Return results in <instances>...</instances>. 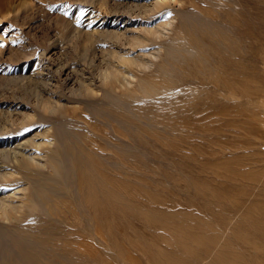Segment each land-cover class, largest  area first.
<instances>
[{
  "label": "rangeland",
  "instance_id": "1",
  "mask_svg": "<svg viewBox=\"0 0 264 264\" xmlns=\"http://www.w3.org/2000/svg\"><path fill=\"white\" fill-rule=\"evenodd\" d=\"M167 1L164 6L153 9L152 4L156 0H0V114L12 112L17 121L19 118V121L23 120V112H39L35 104L36 92L43 86L35 82H27V77L36 76V81L38 77H43L50 83H57L59 80L57 67L63 64L70 67L69 70L73 71L74 76L77 72H83L86 81H93L90 79L97 78L100 63L104 61V64L106 63L107 59L104 58L108 56L107 51L124 48L122 44L119 43V46L114 42L116 31L121 33L127 30L128 34H133L147 27L155 28L161 23L171 22L162 39L164 43L174 41L172 44L175 48L181 49L183 45L191 44L201 51L212 44V38H217L221 42L219 52L215 51L214 54H216L207 58L203 64L201 61L197 64L191 61L194 65L190 66L176 62L180 65L181 71L159 75H153L159 73L156 72L155 66L152 67L155 70L146 71L150 75L159 76L156 78L162 84L163 90L160 94L164 97L158 99L156 105H152L155 96L147 95V114L151 117H147V132L139 131L143 133L142 136L128 135L127 128L123 124L119 125L116 120L110 119L111 121H106L107 124L101 122L102 117H99L97 112L98 106L103 107L104 112L107 108H110L108 111L116 108L115 111L118 113L125 110L121 111L123 108L120 104L119 107H114L109 106L108 100V103L106 101L105 103V99L102 98L103 91L99 89L100 85L97 87L102 94L94 95L96 100L94 96H91L93 99L81 97L82 100L86 99V102H82L81 99L78 102L76 100L68 102L70 107L65 118L71 117V122L70 119L68 120L71 128L87 131L93 138H99L103 145L108 141H104L103 137L109 134L110 137L108 135L105 137L112 140V143L109 142L113 144V148L106 149V153L102 150L99 153L108 158L115 155V160L118 159L116 164L122 165H118L120 168L114 167L115 164L94 165L95 168L102 167L110 177L113 174L116 177L120 198L119 218L118 221L111 220L109 224L106 223L98 229L93 228L97 233L94 230L86 232L88 242L85 250L82 251L86 257L83 264H163L175 258L187 257L185 253H180V244L187 239L186 233L179 230L178 226L186 222L189 225L194 218L190 219L199 210L209 211V209L220 207L222 211L228 212L232 204L243 200H246V206L256 204L257 214L251 222L256 230L264 231V213H262L264 211V22L262 20L264 0ZM183 9L187 10L184 13H188L187 16L190 17L182 16L185 14L179 10ZM180 13L183 14L180 15ZM189 18L192 20H188ZM212 22L213 26L210 24ZM217 29H224V35L211 34L212 30ZM96 33H100L99 36ZM87 42L91 44L88 48ZM232 43L235 44L233 48L230 47ZM153 46H150L149 50ZM97 49L100 50L97 51ZM181 53L185 52L181 51ZM219 54L238 56L240 65L227 66L225 62L218 61ZM165 59L163 47L156 62L168 67L169 62L164 61ZM236 72H242L244 75L242 85L233 86V88L225 87L224 76L227 73L233 76ZM147 73L138 72V75ZM181 74L182 77L187 76V79L181 78ZM162 80H170L174 82V85L171 89H167ZM134 83L132 88H135L136 83ZM60 91L63 90L60 88ZM60 91L58 89L55 94H59ZM121 91L119 90L118 93L122 94ZM68 94L64 93L65 101L74 97ZM96 102L104 103L100 104L102 106H97ZM76 103L80 107H73ZM83 105L87 106L83 107ZM183 111L187 112L186 117H183ZM89 112H92V116H89L91 115ZM1 115L0 122L4 125L8 119L5 118L6 115ZM68 115L69 117H66ZM55 116L59 120L61 115ZM55 116L48 119L52 120L51 122L36 119L31 123H24L20 125L27 127L26 130L24 127L21 129L23 132L17 130V133L16 129L3 131L0 128V148H3L5 144L6 148H10L28 134L42 132L43 128L53 129ZM81 116L85 118V121ZM92 117L95 119L97 117L99 121ZM73 120H75L74 125L71 124ZM44 121L48 123L45 124ZM137 123L144 125L140 121ZM8 124L11 128L10 121ZM29 124L31 128L28 127ZM106 126L113 128V131ZM165 126L176 127V129H168ZM182 126L186 129L195 126L196 129L183 130ZM88 127L92 128V132ZM3 132H6L5 136ZM20 132L22 133L19 134ZM27 132L28 134H25ZM95 133L98 136L101 135L102 139ZM140 138L147 139V150L139 146L135 149L132 144ZM76 139L69 138V142L73 141L71 145L74 149L89 147L87 139L81 141ZM115 143L120 149L114 148ZM120 143L127 150L123 151L125 152L123 154L121 151L119 153V150H124ZM137 152L140 153V157L137 156ZM132 157L135 158L132 159ZM138 157L146 158L147 163L141 164L140 159L134 162L133 160ZM229 189L239 192L228 199L226 195ZM244 209L239 212L235 222L242 217ZM170 212H175L177 217L168 220L166 216ZM8 233L9 231L5 232V237L0 239L4 241L8 239L4 242L5 246L2 244L3 240L0 241L2 244L0 251L7 248L9 253H13L12 236ZM34 234L41 235L30 233V235ZM95 239L99 242L92 241ZM57 259L63 261L61 257ZM5 263L27 264L10 260ZM69 264L72 263L69 262Z\"/></svg>",
  "mask_w": 264,
  "mask_h": 264
},
{
  "label": "bare ground",
  "instance_id": "2",
  "mask_svg": "<svg viewBox=\"0 0 264 264\" xmlns=\"http://www.w3.org/2000/svg\"><path fill=\"white\" fill-rule=\"evenodd\" d=\"M166 1L167 0H156V2L152 4L153 9H158L164 6ZM184 11L187 12V10L184 9L181 11L179 10V12L183 13ZM182 14L180 13V15ZM184 14L185 15L182 16H187L188 13ZM244 19H248V17H244ZM185 20H187V18ZM229 20L232 19L229 18ZM262 20L264 22V13ZM188 22L191 23L192 21ZM170 23L164 22L155 28L147 27L140 32L133 34H128L126 32L127 30L121 33H117L116 31V34H114L116 38H114V42L118 43V45L119 43L122 44L124 46V50H116L117 48L108 50L107 53L109 57L107 56V58H104L107 59L105 64V61L101 62L103 64L101 65L100 63L99 69L97 67L98 76L96 79H90L93 81H86L84 79L85 73L83 72H77V75L74 76L73 71L71 72V69L69 70L70 67H66L62 63V65L59 64L60 66L57 67V71L59 73V80L57 83H50L46 79H43V77H38V80L36 81L35 75L37 73L34 75L35 77L30 78V75L27 77V82H35L43 86L42 89L37 90L36 92L35 104L37 108H35L38 109L39 112H23V120L19 121V118V122L16 117H14V113L12 114V112L11 114H0L1 116L6 115L5 118L8 119L4 125L0 122L1 130L11 131L16 129L15 132L23 129L25 125H20H23L24 123H31L36 119L38 121L48 120L57 114L61 115L59 116V120H57L58 118L56 116L55 122L53 120V125H55L53 129L56 128V130H53L51 127L46 129L43 128L42 132H35L30 135L28 132L25 133L28 134L27 137H25L26 135L23 133L25 138L23 137L24 139L22 141H18L10 148H6V144L3 148H0V239L3 236L5 237V232L7 233L9 231L8 234L12 236L11 242L13 243H11L13 253H9L7 248L0 251V260H2L0 261V264L5 263L7 260L12 262L17 261L19 263L25 262L27 264H69V262L72 264H83L86 257L82 254V251L85 250L88 242V239H86V232L94 230L93 228L98 229V227L103 226L106 223L109 224L108 222L111 220L118 221L120 198L118 196L116 177L114 174L110 177L102 167L95 168L94 166L95 164H115L114 167L117 166L118 168H120L119 166H122L116 164L118 159L115 160V155V158L114 156L108 158V156L103 157L102 154L99 153L101 150L105 152L106 149L113 148V144H111L112 140L109 139L110 135L106 134L109 136L108 139L105 137L106 135L103 137L104 141L108 140L104 142L103 145L98 140L99 138H93L87 131L83 129L82 131H79V128H71V125L68 122L71 117L68 115L66 117L69 118H65V115L68 114L70 107V105L68 107V102H74V100L78 102L81 97H87L86 99H88V97L96 94H102L98 91L99 89H102V98L105 99H103L104 102H107L108 100L110 103L109 106L114 107H119L120 104V107L122 106L121 108H123L121 111L125 110V112L118 113L115 111L116 108L114 110L111 108L110 111H108L110 108H107V111L104 112L102 109L103 107L99 108L98 106L104 102H100V104L96 102L99 111H97L96 108L95 109L99 112V117H102L101 122L106 123V121L110 119L116 120L119 125L121 124L122 126L123 124V126L127 128L126 131L128 135H133L134 137L137 135L138 137L142 136L143 133L139 131L143 130L147 132V117H151L150 114H147V95L150 94L155 96V101L152 105H156L157 100L164 97L160 94V91L163 90L161 87L162 84L160 80L156 78L159 76L153 75L179 72L181 71V64L191 66L197 64L198 61H201L203 64L207 61V58H210L212 55L219 52L218 48L221 44L219 39L212 38V44L207 45V47L201 51L197 50V48L191 44L183 45L181 49L175 48L172 44L174 41L164 43L162 39L164 38L166 28ZM210 24L213 26V22ZM190 29L192 28L190 27ZM223 30H212L211 34L223 36L225 33H223ZM106 31V33H108V30ZM99 34L100 33L97 35L99 36ZM197 39L198 38L194 40ZM89 45L91 46V44L87 42L86 47L88 48ZM152 45H154L153 48L149 50V47ZM234 46L235 44L232 43L230 47L233 48ZM163 47L165 48L166 55V59L164 61L169 62L168 67L157 63L158 61L156 62V59L159 58ZM98 50L100 49H97V51ZM181 51H184L186 54L181 53ZM215 51L216 53L214 54ZM221 51L222 50H220V52ZM54 52L57 53L56 51ZM217 59L218 61L221 60L222 62H225L229 67L240 65V59L238 56L232 57L229 55L223 56L219 54ZM191 61L194 64H192ZM154 66L155 68L157 67L156 72L158 71L159 73H154V71L152 72L154 73L153 75L148 74L146 71L149 69L151 70ZM82 68L86 69L84 67ZM155 68L153 69L155 70ZM89 70L91 71V68ZM80 71L83 70L80 69ZM144 71L147 74L142 76L141 74L138 75V72L142 73ZM46 73L48 74V72ZM50 74L51 73H49V75ZM180 77L187 79V76L182 77V74ZM243 78L244 75L242 72H236L233 76H231L230 73H227V75L224 76L223 83L227 88H233V86L239 87L243 83ZM162 81L163 84L166 85L167 89H171L172 85H174V82L170 80ZM133 83L135 84V88H132ZM99 85L101 88L97 87ZM60 88L63 91L66 90L64 92L65 95L66 93H69L72 97L74 96L73 99H70V95L68 94L69 96L67 95V99H69L68 101H65L63 98L65 95L62 93L63 91H60ZM58 89L60 93L55 94L58 92ZM137 89L139 91H137ZM119 90H122V94L118 93ZM46 94L49 95L46 96ZM90 99H93V97ZM94 99L96 100V97ZM85 100H82V102ZM99 100L97 101L99 102ZM96 103L94 105H96ZM89 104L91 105V103ZM74 106L77 108L80 107L77 103L76 105H73V107ZM85 106L87 105H83V107ZM109 106L108 104L106 105V107ZM73 107H71V109ZM70 112L71 111H69V113ZM126 112H130L132 115ZM89 113H91L89 116H92V112ZM182 115L183 117H186L188 114L186 111H183ZM81 117L84 118L83 116ZM96 119L98 118L96 117ZM71 120L72 119H70V122ZM9 121L11 122V128L10 124H8ZM74 121L75 120H73L71 124L74 125ZM79 121L78 124L80 123ZM83 121H85V118ZM137 121L144 123V125L138 124ZM40 123L45 125L48 122L44 121L45 124H43V122ZM29 126L30 124L28 127ZM106 127L108 128V126ZM26 128L27 127H24L25 130ZM88 128L90 129V127ZM165 128L172 130L176 129V127L172 126H165ZM73 129L76 131L74 132ZM108 129L113 131V128ZM181 129L185 130L186 127L182 126ZM194 129H196L195 126H190L187 127L186 130ZM21 131L23 132V130ZM111 131H109V133ZM5 134L6 132L3 135L5 136ZM112 135H114V133ZM72 137H75V139L77 138L76 141H79V139L80 141L87 139L89 147L87 146V148H85L81 145V143L80 145L83 147L82 149L79 147H75L74 149V146L71 145L73 144V141L69 142V138L71 140ZM98 137H101V135ZM100 139H102V137ZM121 140L123 139L121 138ZM133 142L134 143L132 144L135 146V149L139 146V148L147 150V139L140 138ZM106 143L109 144L105 145ZM80 145L78 144V146ZM117 146L118 144L116 147ZM116 147L114 146L115 149H120ZM124 148L125 147L123 145V149ZM120 151L123 154L125 153L123 151L127 150H119V153ZM135 153L136 152H134V154ZM137 154V156L140 157V153L137 152ZM59 155L61 156L59 157ZM62 155H65L67 158H65V156L62 157ZM125 156L128 157V155ZM139 157L133 161H138L137 159H140ZM133 158L135 157H132V159ZM145 159H140L139 162H141V164H145L147 163V160ZM9 185H13L14 187H7ZM237 192H235L234 189H229L226 198H232ZM245 206L246 200H243L239 203L232 204L231 208L229 207L228 212L222 211V208L220 207L218 209H209V211L199 210L196 212L190 219L192 220L194 218L189 225L186 222L184 225L178 226L179 230L186 233L187 239L181 242L180 253H185V256L187 257H183L181 259L175 258L174 260L167 261L163 264H264V231L256 230L251 222V219L255 218V215L257 214L256 204H253L252 206ZM27 207H29V209ZM243 209L244 211L242 217L235 222L238 218L239 212ZM262 213H264V211ZM166 217L168 220H173L177 217V214L175 212H170ZM13 222L17 223L11 224ZM6 224H9V226H6ZM94 232L96 231L94 230ZM30 233H40L41 235H30ZM96 239L92 241L99 242V240ZM2 240V244L5 246L4 242H7L8 239L5 241L4 239ZM59 257H61L63 261H58L57 258Z\"/></svg>",
  "mask_w": 264,
  "mask_h": 264
}]
</instances>
